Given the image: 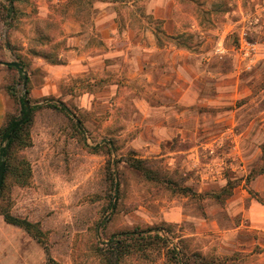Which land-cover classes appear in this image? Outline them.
Returning a JSON list of instances; mask_svg holds the SVG:
<instances>
[{
  "label": "rangeland",
  "instance_id": "374dc122",
  "mask_svg": "<svg viewBox=\"0 0 264 264\" xmlns=\"http://www.w3.org/2000/svg\"><path fill=\"white\" fill-rule=\"evenodd\" d=\"M0 61L28 74L0 65L9 114L33 115L0 210L41 230L0 215V264H104L149 228L182 264H264V0H0Z\"/></svg>",
  "mask_w": 264,
  "mask_h": 264
},
{
  "label": "trees",
  "instance_id": "16d2710c",
  "mask_svg": "<svg viewBox=\"0 0 264 264\" xmlns=\"http://www.w3.org/2000/svg\"><path fill=\"white\" fill-rule=\"evenodd\" d=\"M22 66V64H21ZM11 68V67H9ZM24 78V75H23ZM28 84V83H27ZM13 95V94H12ZM22 105V115L20 118H17L14 115L6 116L4 125L0 128V165L5 162L4 159H8L12 156L15 149L20 147L22 144H25V132L32 122V111L28 119H25L27 109L24 105L23 100H20ZM52 108L60 109L63 111H68V108L64 105L51 104ZM24 120L22 124L20 122ZM6 165L4 181L2 188L0 190V197L5 188V181L7 179V174L9 172V162ZM132 168L139 170L143 173L145 177L149 180L159 181L162 179L163 174L152 171L151 168L146 166L145 162L142 160H134L131 162ZM112 188L115 191L116 195L119 194V183L117 180L112 181ZM116 207V204H113V209ZM0 215L3 216L6 223L11 226L20 228L31 235L38 242H41V230L38 228L37 224L31 223L26 219H21L16 217L9 212L0 210ZM166 232L160 233L156 232L154 228H149L147 230H134L132 232H122L116 235H113L105 244L103 248L99 249V253L102 257L104 264H122L126 256L131 255L133 252L141 253L151 250L152 248H158L165 246L167 247V256L174 259L177 258L179 264L181 263L180 252H182L179 246L173 244Z\"/></svg>",
  "mask_w": 264,
  "mask_h": 264
},
{
  "label": "water",
  "instance_id": "95a60500",
  "mask_svg": "<svg viewBox=\"0 0 264 264\" xmlns=\"http://www.w3.org/2000/svg\"><path fill=\"white\" fill-rule=\"evenodd\" d=\"M0 65L6 66V67H13V68H16L17 70L23 72L24 73V85H23V88L26 89L27 83H28V74H27V72L24 71V69H23V67L21 66L20 63H18V62L0 61ZM23 102H24V105H25V107L27 109V113H26V116H25V119H24V120H26V119L29 118V116L31 114V105H30L29 100L27 98H24ZM24 120H22L20 122V124H22L24 122ZM5 169H6V163L3 162L0 165V190L2 188L3 181H4Z\"/></svg>",
  "mask_w": 264,
  "mask_h": 264
},
{
  "label": "crops",
  "instance_id": "0c3cea01",
  "mask_svg": "<svg viewBox=\"0 0 264 264\" xmlns=\"http://www.w3.org/2000/svg\"><path fill=\"white\" fill-rule=\"evenodd\" d=\"M9 99L3 91H0V128L4 125L6 116H9Z\"/></svg>",
  "mask_w": 264,
  "mask_h": 264
}]
</instances>
